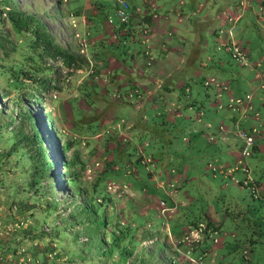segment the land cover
Segmentation results:
<instances>
[{
	"label": "rangeland",
	"instance_id": "374dc122",
	"mask_svg": "<svg viewBox=\"0 0 264 264\" xmlns=\"http://www.w3.org/2000/svg\"><path fill=\"white\" fill-rule=\"evenodd\" d=\"M127 1L129 12L137 6L143 8L146 4L142 0ZM159 1L155 0L154 3ZM240 1L242 0H237V4ZM97 2L104 3L103 9L92 15L90 10L94 9L93 6ZM137 2L140 4H136ZM20 3L25 9L37 13L47 23L58 42L69 49H73L72 51L77 56L83 57L87 62L81 67L69 68L67 76H61L59 73V71L63 73V69H67L66 66L61 68V64H58L57 72L59 74L56 72L51 73L52 76H57L62 80L59 82L61 89L58 90L51 89L37 92L32 88V82L29 80H25V83L28 84L23 87H13L9 83L10 75L8 73L0 74L1 130L8 134L10 128L8 125L15 127L16 124L18 126L15 127L16 129L22 127L30 131V125L23 119L22 114L25 113L26 109H31L34 115L39 114L37 104L29 94L31 91L39 93V95H41L40 92L43 93L44 112H50V114L56 113L55 107L61 101H64L66 114L62 110L59 116L66 128H69L68 124L72 123V119H75L78 126L86 127V130H89L90 133L101 130L102 126H109L110 133L113 134L116 127L120 129L124 125L128 126L129 121H133L132 119L135 118L136 123H138L137 128L140 129L134 132V129L123 127L127 131L122 134L124 138L126 137L123 141L126 148L121 152L122 154L118 151L115 154V160L120 165V170L110 172L108 180L116 183L119 188L120 186L126 187L127 182L133 183L136 189L141 184V187L144 186L145 189H148L149 195L161 198L167 204H170L171 196L168 191H171L173 187L168 184L169 181L165 177L168 174L165 171L162 174L160 173L162 171L160 162L156 167L153 161L146 160L151 153L156 157L158 154L162 153L163 155L165 151H169L173 156L171 158L173 162L167 163L166 166L172 175L177 174V171H181L183 166H189V169L193 171L194 169H200V171L194 173L195 178L193 180L188 179L185 181L187 183L180 184L179 192L176 195L178 201L184 200L187 192L192 197L187 201V205H176L183 221L199 217L205 220L207 219L206 214H209L212 220L220 224L221 232L214 235L222 240L223 245L213 247V255L210 254L205 257L204 262L210 264V259L213 258L214 264H264V201L254 198L249 186L241 187L238 184V180H244L247 173L235 169L230 174H226L217 169L219 164H224L226 161L232 165L235 164L236 160H234L231 151L240 149L243 143L238 135L239 129L245 128L248 124L259 125L261 120L264 119V87L261 86V83L264 84V78L255 75L256 71L264 72V0H245L246 4L249 3L250 9L248 12H244L240 22L237 23L240 29L235 28L232 31L236 36V40L249 53L246 63L235 59L228 48L222 46L216 48V44L214 48L212 38L208 36L210 39L209 44L199 50L200 57L206 65H202L196 60L193 67H182L185 73L187 69L189 73H192L194 68L201 73L189 77L186 85L175 89L179 98H174L173 101L177 100L181 103L179 108L185 115L179 117L176 123L169 121L163 123L162 118L164 116L155 115V109L149 104L150 101L141 100L142 103L138 107L140 99L133 92L137 88L139 80L143 79V76L140 75L148 72L151 68L144 58L145 45H148L149 42L142 39L143 36H140L138 29L132 30L125 36L123 35L118 43L113 42V38L109 36L111 32L110 25L105 27L104 18L106 15H110L114 23H118V17L115 14V0H20ZM80 5L82 8V5H85L84 11L81 9L80 11L75 10ZM76 11L77 13H75ZM87 11L89 14H87ZM4 27L5 29L10 28L8 24ZM76 33L84 34L86 37L85 52H82L77 46L78 36ZM101 37L104 42L99 39ZM96 39H98V42ZM0 55H2L1 51ZM109 56L120 58L123 68H116L118 67L116 59ZM133 56L137 59L136 64L133 61ZM207 56L212 59H208ZM15 58H19V54L12 52L3 60L0 58V61L10 63ZM106 61L108 68L102 70ZM54 63L57 62L54 61ZM138 69L144 72L140 73ZM209 77H215V82L205 84V80ZM173 80L175 79H171L168 83L171 84ZM218 83L225 84L221 85L220 88ZM64 88L65 91H62ZM72 88L76 90V95L71 92ZM66 89L69 91H66ZM229 91L235 94V98H243L249 104L253 100L252 105L255 112L251 110L252 105L250 107L237 106L233 104V100L228 101ZM247 93L250 95V100L246 98ZM54 99L55 104L52 105ZM165 100L170 102L172 98H160L158 96L155 98L156 102ZM160 107L162 109V106ZM157 110L160 111V109ZM197 111L201 112L200 119L196 118ZM256 111L260 113L259 117L254 116L257 113ZM243 112H246L245 116L247 117L242 116L241 113ZM233 119H238V121L234 122ZM57 124L59 125V123ZM39 125L44 128L42 122ZM127 134H129L128 137ZM197 135L203 136V141L201 140L203 143L199 141V144L201 148L204 147V149L202 148L204 151L196 149L195 143L198 138L195 139V137ZM223 136H226V140L223 139ZM189 138L192 144L187 148L184 143ZM94 140L96 141V139ZM49 141L51 142V140ZM5 143L4 140H1L0 148L8 145ZM176 149L180 153L186 151V154L182 155L183 157L177 155L175 154ZM161 150L165 151L159 152ZM251 151L252 153L246 156L249 175L259 180L261 185H264V150L262 148H251ZM50 153L58 155L53 149H50ZM209 161L212 165L208 167ZM27 166L29 165L26 156L15 157L11 155L9 159L5 160V164L0 163V186H8L10 195L16 199L22 198L17 194L19 187H25V192L20 190L25 196L29 195L27 177L30 174L29 171L25 170ZM214 166H216L215 169H213ZM135 168L139 172L140 178H136L134 172H131ZM241 176L245 177L239 179ZM173 179L177 180L175 177ZM100 180L99 189L89 194L93 196L92 201L98 208L99 218L103 219L105 214H108L106 216L108 220L114 219L116 221L118 218L117 211L122 212L121 204L119 205L116 199L124 201L123 199L128 194L126 191L118 194L114 191L110 192L107 189V175ZM87 181L92 180L87 179ZM162 181H165V184L158 186L157 183ZM63 182L65 183V180ZM58 193L62 197V203L57 213L61 211L62 214H66L68 211H74V203L81 197L79 198V195L75 192L74 194H67L62 189ZM109 195L115 200L114 205L111 203L107 210L108 200L106 198ZM97 196L103 198L102 204H97ZM3 197L6 202L10 199L8 198L10 196L6 193ZM45 201L40 196L30 197V202L38 206L31 207L29 210L38 219V223L33 228L39 232L46 222L52 225L54 230L59 229L60 234L56 236L44 234V236L37 235V237L42 239L45 245L48 244V240L51 238L54 245H50V248H55L56 253H66L67 259L59 258V264H68L67 260H76L75 264H94L89 259L90 255L87 257L88 259L84 258L79 243L75 240V232L71 233L68 230H63L61 225H58L59 227L55 226L52 207L40 208V206L45 205ZM114 206L118 209L117 211L114 210ZM105 208L107 213L104 212ZM147 212L146 215L139 216L136 220L137 227L130 226L131 232H135L138 227L141 228L147 221L151 223L152 229L162 225V223H167L172 229L180 228V218L167 219L161 217L154 209ZM111 234L107 231V241L112 237ZM250 237L253 239L252 241H250ZM79 239L82 242L84 236L80 235ZM148 239H154V237L142 238L141 241L136 238L134 246L145 249L152 248L155 239L152 242H143ZM210 241L211 243L214 242L212 239ZM53 243L51 242V244ZM244 246L248 247L249 252H244ZM94 254L96 253L93 252ZM83 259H86V261H83Z\"/></svg>",
	"mask_w": 264,
	"mask_h": 264
},
{
	"label": "crops",
	"instance_id": "0c3cea01",
	"mask_svg": "<svg viewBox=\"0 0 264 264\" xmlns=\"http://www.w3.org/2000/svg\"><path fill=\"white\" fill-rule=\"evenodd\" d=\"M142 1H144V4L146 3L145 6L143 8L137 6L130 12V20L128 24L130 26V31L135 29L141 30L142 25L148 29V36L145 38V41L148 40L149 44H146L145 46L149 48L150 53L152 54V59L150 70L140 75L141 77L143 76V79L139 80V84L133 93H136L137 98L140 99V101H138V107L142 103L141 100L150 101L149 104L155 109V115L164 116L162 118L164 120L163 123H166L165 121L176 123L179 117H184L185 115L181 111V108H179L181 103L177 100L173 101L174 98H179V95H176L177 93L175 92V89H179L183 85H186L189 77L201 73L195 68L192 70V73H189L188 69L185 73L182 67H193L196 60H198L200 64L206 65L205 61L200 57L199 50L202 49V47H207L209 44L210 39L208 36L212 38L214 48L216 45V48H219V46L228 48L232 41L238 42L232 31L235 28L240 29V27H238L239 24L237 23L240 22L244 12L249 11L250 6H248L249 3L246 4L245 2L243 4H237V0H160L158 3H154L155 0ZM150 3H154V8L150 7ZM136 4L140 3L137 2ZM82 6L83 8L80 5L78 8H75V10L80 11L81 9L84 11L85 5ZM103 6L104 3L97 2L96 5L93 6L94 9L90 10V14L93 15L98 13L103 9ZM77 11L75 13H77ZM151 12L155 13V20L152 19ZM241 12H243L242 15ZM87 14H89L88 11ZM105 27L107 26L105 25ZM99 39H101V42H104L102 37ZM96 40L98 42V39ZM96 40H94V42H96ZM113 42L112 44H114ZM109 57L116 59L118 65L116 68H123V63L120 58L116 56ZM207 57L208 59L211 58L209 56ZM107 64L106 61L102 70L108 68ZM253 64L255 65V62ZM256 72L255 75L259 78H264V72ZM171 79L175 80L170 84L168 82H170ZM261 86L264 87V84L261 83ZM67 90L68 89H66V91ZM62 91H65V88ZM75 91L76 90L72 88L71 92L73 95H76ZM234 95L235 94L229 91L228 101L234 98ZM156 96L160 98H172V101L167 102V100H165L163 102H156ZM54 101L55 99L52 101V105L55 104ZM252 104L253 100L251 101V105ZM159 105L162 106V109ZM253 107L254 106L252 105V111L254 110ZM189 108H191V106H189ZM55 109L57 110V115L56 113H52L51 117L54 123H56L58 131H60L62 141L69 138L72 142L71 146L65 152L67 154L66 159L68 161V169L72 172L78 171V181H80L82 187L87 190L86 192L90 193L92 191L91 188H95L93 191L96 192V190L99 189L101 178L107 175V182H109L111 181L108 180L110 172L120 170V165L115 160V154L116 151L121 153L126 148L123 143L126 137L124 138L122 134H124L123 132H127L125 128L134 129V132L139 130L140 128H137L138 123H136V119L133 118V121H129L128 126L124 125L120 129L119 127H116V131L113 134L110 133L109 126H102L101 130L90 133L89 130H86V127L82 125L78 126L75 119H72V123L68 124L69 128L63 126L59 115L62 110H64L63 112L66 114V104L64 101H61ZM157 109H160V111ZM241 114L242 116H245L246 112ZM200 115L201 112L197 111L196 118L200 119ZM259 115V112H257L256 115L254 114L255 117H259ZM233 121L236 122L238 119H233ZM57 123H59V125ZM262 123H264V119L261 120L260 124ZM252 125H254V123L248 124V126H246L247 128L239 129V131H247ZM117 129L119 130L117 131ZM128 135L129 134H127V137ZM196 138H198L195 143L196 149L204 151V147L202 146V149L199 144V141L202 140L203 136L197 135L195 139ZM94 139H96V141ZM223 139L226 140V136H223ZM185 141L186 143L184 144L187 148L191 146L192 141L190 138ZM10 142L11 140L5 144L9 145ZM255 146L252 149L262 148L264 150V132L258 133L255 139ZM164 151L165 150H161L159 152ZM176 151L175 154L180 156L186 154V151L182 153L177 149ZM231 154L234 157V160H236L235 164L232 165L226 161L224 164H219L217 169H220V171H223L226 174H230V172L235 169L243 172L244 165L249 167L248 162L246 161V156H241L240 149L232 150ZM172 157L173 156L169 151H165L163 155L161 153L154 157V154L151 153L150 157L146 158V160L153 161L156 167H158V162H160L162 167L160 173L162 174V172L165 171L168 174L165 177H167L166 179L169 181L168 184L173 187V189L168 191L171 196V203L167 204L166 201L165 203L170 207V211L164 214L161 213L159 204V199L161 198H155L153 195H149L148 189H145L144 186L141 187V184H139V188L137 189L134 187L135 185L130 182H127L126 187L120 186L122 191L127 192L128 196L125 199L122 198L124 201H119L117 199L116 201L119 205L121 204V211L127 215L131 226L137 227L136 220L139 216L146 215L148 213L147 211L152 209L156 210L157 214L161 217L163 216L167 219L180 218L179 220L181 222L179 229H172L167 223H162V225L152 229L151 226H147L149 223L148 221L146 224L142 225L141 228L138 227L134 232V240L139 238L141 241L142 238L154 237L155 243L152 248L145 249L140 246L136 247L134 249L135 257L129 256L127 263L128 261L130 262V260H133L132 263L134 264H191L192 261H195L194 264H207L204 262V258L210 254L213 255V247H220L223 245L222 240L219 237L217 242L211 243L210 240L212 238H210L207 233L204 234L200 241L192 248H188L185 244H182L179 247L172 244L173 239L181 235L189 225L193 224L191 220L183 221V218H181V214L176 207L178 204L183 206L187 205V201L192 199L187 192L186 198L178 201L176 195L179 192V186L180 184L187 183L185 181L188 179L193 180L195 178L194 173L200 171V169H194L193 171L189 169V166H183L181 171H177V174L172 175L166 166L167 163L173 162L171 159ZM207 165L209 167L212 164L209 161ZM215 168L216 166L213 167V169ZM131 172H134L133 174L136 178H140L138 175L139 172L136 168L131 170ZM245 176H241L239 179H242ZM13 177L12 174V178ZM174 177L177 180H174ZM252 178L258 187L264 186L259 183V180L249 174H247L245 178L246 180H249L248 184L252 182ZM87 179H91L92 181L89 182ZM97 180L100 181L98 182ZM157 184L158 186L165 184V181ZM238 184L241 187L247 186L245 183H242L241 180H239ZM3 186H0V264H59V258L67 259L68 256L65 252L56 253L54 248H50V245H54L52 239L49 238L48 244L45 245L42 239L37 237L34 232L32 233V231L35 230H33V226L38 223V219L31 213V211H29L34 204L30 202L28 196H25L21 192V190L25 192V187H19V189H17V194L22 198L16 199L10 195L8 186ZM4 193L10 196L8 197L10 198L8 202H6L3 197ZM28 194L32 195L33 193L32 191H29ZM253 197L264 201L261 194L253 195ZM109 206L107 207V210L109 209ZM114 210L117 211L118 209L114 207ZM182 213L184 214V212ZM206 215L207 218H210L209 214ZM211 221L210 226L215 227L217 232L220 233V224L212 219ZM71 231L72 230H70V232ZM51 242L53 244H51ZM88 247L89 245L87 244L81 246L79 243V248L81 249L84 258H87L90 255L89 259L94 264H113L114 261L107 260L106 257L96 251V248L90 249L92 247ZM243 249H247L246 251L249 252L247 246H244ZM93 252L96 254L93 255ZM93 256L94 258H92ZM83 261H86V259H83ZM67 262L68 264H75L77 261L67 260ZM214 263V259L211 258L210 264Z\"/></svg>",
	"mask_w": 264,
	"mask_h": 264
},
{
	"label": "trees",
	"instance_id": "16d2710c",
	"mask_svg": "<svg viewBox=\"0 0 264 264\" xmlns=\"http://www.w3.org/2000/svg\"><path fill=\"white\" fill-rule=\"evenodd\" d=\"M7 24L9 29L4 27ZM12 34L13 36H11ZM72 50L58 42L47 23L37 13L25 9L20 0H0V51L2 54L0 58L5 59L12 52L19 54V58L13 59L10 63L0 61V74L8 73L10 75L9 83L13 87H23L28 84L25 83V80H29L32 82V88L37 92L61 89L59 85V82L62 81L61 78L51 75L54 72L59 74L57 72L58 64L66 66V68H78L87 62ZM67 74H69V70ZM40 93L41 95L34 91L29 93L37 104L39 114L34 115L31 109H26L24 114L21 113L23 119L30 125V131L22 127L16 129L15 127L18 126L15 124V127L8 125V127L10 126L9 133L5 134L0 126V141L4 140L7 143L11 140L9 145L0 148V163L5 164V160L9 159L11 155L26 156L29 166L25 170L30 174L27 177L28 188L33 193L28 195V199L31 196L43 197L46 200L45 205L40 208L52 207L55 226L61 225L63 230L75 232V240L81 246L87 244L92 247L90 249L96 248V251L107 260L114 261L113 264H134L133 260L127 263L128 257L135 255L134 249L136 248L134 246L135 235L134 232H131L127 215L117 211L116 221L108 220L106 218L108 214H105L103 219L99 218L98 208L92 201L93 196L86 192L87 190L78 181V171L72 172L68 169L65 152L72 144L71 139L66 138L62 141L60 131H58L50 112H44L43 93ZM40 122L44 124V128L40 127ZM50 149L56 151L58 155L51 154ZM60 179L65 180V183ZM61 189L67 194L75 192L79 198L81 197L74 203V211H68L66 214H62L61 211L57 213L62 203V197L58 193ZM94 189L91 188L92 193H94ZM251 194L254 195L252 191ZM96 200L97 204H102L103 198L97 196ZM106 200H108L107 207L114 202L110 195ZM35 206L37 204L31 207ZM106 208L105 213H107ZM198 221H206L208 225L212 222L210 218L202 220V217L191 220L193 224ZM45 224L50 227L49 230L42 227L38 232L33 228L32 233L40 236L60 234L59 229L54 230L52 225L46 222ZM107 231L112 233L109 242L107 241ZM80 235L84 236L82 242L79 239ZM249 239L253 240L251 237Z\"/></svg>",
	"mask_w": 264,
	"mask_h": 264
},
{
	"label": "built area",
	"instance_id": "2783aa9c",
	"mask_svg": "<svg viewBox=\"0 0 264 264\" xmlns=\"http://www.w3.org/2000/svg\"><path fill=\"white\" fill-rule=\"evenodd\" d=\"M245 2V0L240 1L241 4H243ZM115 14L118 17V23H114L112 17L110 15H107L105 17V23L106 26L110 25V36L111 38H113L112 40L116 43H118V41L120 40V38L122 37V35L127 34L130 31V26H129V20H130V12H129V3L127 0H115ZM150 7L154 8V3H150L149 4ZM138 11V10H136ZM152 19L155 20V13H152ZM140 31V36H143L142 39H145L148 36V29L145 28V26H141V30ZM76 35L78 36V42H77V46L80 48V50L82 52L86 51V37L84 34H79L76 33ZM232 53V55L234 56L235 59H238L240 61H242L243 63H246L247 58H248V51L245 49V47L243 45H241V43H238L236 41H232L229 44L228 47ZM144 58L147 62V65L150 66L151 63V59H152V54L150 53V50L148 47H146L144 49ZM133 61L136 64L137 59H135V56H133ZM63 66H61L62 68ZM69 70V68L67 69H63V73L59 71L61 76H67V71ZM138 72H143V70L138 69ZM215 77H209L208 79L205 80V84H209L211 82H215L214 80ZM219 87L221 88V85H224L225 83H218ZM131 95V93H130ZM246 98H248L250 100V95L249 93L246 94ZM231 100H233V104L237 105V106H247L250 107L251 104H249V102H245L243 98L240 97H234ZM251 103V101H250ZM257 114V113H256ZM264 132V123L260 124V125H252L249 130L247 131H239L238 135L241 137L243 143L241 145L240 148V154L242 157H245L247 155H250L251 153V148H253V145L255 144V139L258 135V133ZM244 171L249 174V167L244 165L243 166ZM249 180H242V183H245L247 186L250 187V190L254 193V195H259L261 194V196L264 198V186L263 187H258L257 184L253 181V183L248 184ZM239 182V180H238ZM117 188V189H116ZM107 189L110 192H115L116 194L121 193L122 192V188L118 187L116 185V183L110 181L107 183ZM121 189V190H118ZM159 204H160V211L161 213H166L168 211H170V207L165 203V201L163 199H159ZM148 227H150V223L147 224ZM44 229L49 230L50 227L47 224H44L43 226ZM208 234L210 238H212V240L214 242L218 241V236L214 235L215 233H217V229H215L214 227H211L210 225L207 224L206 221H198L195 224H191L188 226V228L178 237H176L175 239H173L172 244L176 247H179L182 244H185L188 248H192L195 244H197L200 239L202 238V236L204 234ZM155 239V238H154ZM154 239H148V240H144L143 242H152ZM244 252H247L246 250H244ZM195 261H192L191 264H194Z\"/></svg>",
	"mask_w": 264,
	"mask_h": 264
}]
</instances>
